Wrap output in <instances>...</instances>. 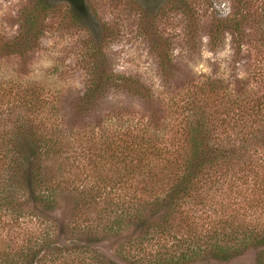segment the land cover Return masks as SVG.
Listing matches in <instances>:
<instances>
[{
	"label": "trees",
	"instance_id": "1",
	"mask_svg": "<svg viewBox=\"0 0 264 264\" xmlns=\"http://www.w3.org/2000/svg\"><path fill=\"white\" fill-rule=\"evenodd\" d=\"M50 5L39 0L24 16L23 31L0 39V54H26L36 11ZM69 8L76 17L86 4ZM157 54L163 75L176 72L167 53ZM87 68L89 82L71 115L45 99L39 84H0V219L28 216L36 228L21 242H3L0 264H212L241 258L264 264V97L252 103L231 98L222 81L208 80L167 101L169 115L160 116L165 106L158 101L141 116L143 126L109 132L102 119L83 127L76 121L105 100L109 88L123 86L143 103L155 100L141 82L109 71L102 61ZM81 160L96 179L74 177ZM65 180L85 207H101L99 213L81 224L53 225L54 189ZM26 203L31 207L22 214ZM75 230L81 237L72 238ZM101 240L110 253L97 245Z\"/></svg>",
	"mask_w": 264,
	"mask_h": 264
},
{
	"label": "rangeland",
	"instance_id": "2",
	"mask_svg": "<svg viewBox=\"0 0 264 264\" xmlns=\"http://www.w3.org/2000/svg\"><path fill=\"white\" fill-rule=\"evenodd\" d=\"M38 1L0 0V39L19 35L24 16ZM46 1L51 5L36 11L39 21L25 47L27 53L0 54V84H39L45 99L53 100L60 113L71 115L89 82L88 65L102 61L109 71L141 82L155 100L143 103L123 86L111 87L105 100L81 121L76 119L79 127L94 125L98 119L109 132L143 126L141 116L147 117L158 101L165 106L160 116L169 115L167 101L178 100L208 80L222 81L231 98L252 103L264 97V0H84L86 9L81 15L77 9L76 17L67 2ZM159 51L167 53L176 68L170 76L161 72ZM88 167L81 160L74 177L94 179ZM56 175L53 180L58 181L62 175ZM68 183L54 189L57 204L49 214L53 225L81 224L101 208L85 207ZM27 207L31 205L22 206V214L28 213ZM81 232L73 231L72 238L81 237ZM35 235L28 216L16 222L0 219V247ZM97 245L110 253L104 241ZM251 260L212 264H250Z\"/></svg>",
	"mask_w": 264,
	"mask_h": 264
},
{
	"label": "flooded vegetation",
	"instance_id": "3",
	"mask_svg": "<svg viewBox=\"0 0 264 264\" xmlns=\"http://www.w3.org/2000/svg\"><path fill=\"white\" fill-rule=\"evenodd\" d=\"M60 1H65L68 4L75 3V4L80 5V6H83V4L85 2L84 0H60Z\"/></svg>",
	"mask_w": 264,
	"mask_h": 264
}]
</instances>
